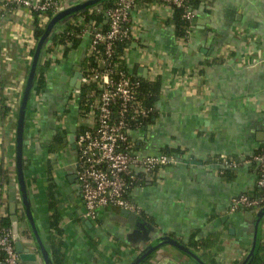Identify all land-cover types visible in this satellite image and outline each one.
I'll return each mask as SVG.
<instances>
[{"label":"crops","instance_id":"crops-1","mask_svg":"<svg viewBox=\"0 0 264 264\" xmlns=\"http://www.w3.org/2000/svg\"><path fill=\"white\" fill-rule=\"evenodd\" d=\"M60 1L65 9L87 0ZM195 1L196 19L186 39L177 37L174 12L162 4H139L131 12L128 72L161 86L155 119L133 130L130 143L138 155L168 153L179 160L131 191L139 209L132 228L118 208L100 209L95 220L86 217L77 147L69 142L73 137L76 143L82 129L89 88L77 94L70 83L87 67L90 37L75 48L73 41L55 43L52 37L65 23L52 33L40 59L50 63L47 86L38 93L35 78L28 103L23 171L29 209L24 204L18 122L38 43L36 17L0 0V194L5 216L17 205L21 241L36 255L22 264H197L162 244L166 238L208 264H240L247 256L253 224L246 214L257 212L227 210L234 197L258 196L257 170L243 165L221 174L219 169L224 158L242 159L264 148V0ZM37 19L42 26L49 22L46 15ZM57 136L63 143L50 151ZM55 212L59 234L51 226Z\"/></svg>","mask_w":264,"mask_h":264},{"label":"built area","instance_id":"built-area-1","mask_svg":"<svg viewBox=\"0 0 264 264\" xmlns=\"http://www.w3.org/2000/svg\"><path fill=\"white\" fill-rule=\"evenodd\" d=\"M195 0H117L114 7L102 6L89 9L87 16L93 20L85 22L72 18L64 25L65 43L72 45L74 38L90 37L87 67L82 70L81 87L75 92L82 94V87L89 88L83 102V125L76 138L78 161L76 177L86 207V217L97 219L103 208H118L138 213L139 209L129 195L136 186L153 177V173L164 167L177 165L175 155L141 156L134 153L130 143L133 130L144 126L145 119L157 114L154 106L146 107L139 96L141 80L130 75L125 51L119 54L116 43L130 40L131 12L139 4L157 3L172 12L180 9L182 18L192 28L196 19ZM14 7H22L34 13L53 16L60 12V0H10ZM52 16V17H53ZM102 16L104 23L96 18ZM95 19V20H94ZM71 22V23H70ZM83 26L81 32L68 31L71 27ZM59 33V34H60ZM42 92V91H41ZM85 121V122H84ZM243 165L255 166L257 170L258 196L242 194L231 200L228 214L240 211L259 212L264 209V148L242 159L224 158L220 161V173L237 170ZM0 200V264H21L16 252L13 232L2 226Z\"/></svg>","mask_w":264,"mask_h":264},{"label":"water","instance_id":"water-1","mask_svg":"<svg viewBox=\"0 0 264 264\" xmlns=\"http://www.w3.org/2000/svg\"><path fill=\"white\" fill-rule=\"evenodd\" d=\"M106 1H110V0H87L85 2H80L78 4H75L73 6H70V7H67L61 10L49 20L45 33L43 34V36L40 38V40L38 41L36 45L35 52L33 55V60H32L29 74L27 77L25 93H24L23 101L21 105L19 122H18V138H17V170H18L19 180H20V185H21V190H22V200L24 204L26 205L27 209H29V196L27 193L26 181L24 178V171H23L24 128H25V118H26L28 103H29L30 96L32 93L37 71L40 65V59H41L42 53L45 49V46L50 36L52 35V33L55 31V29L59 25L66 23L67 21L79 15L80 13L86 12L88 9L96 5L102 4ZM81 77L82 75L78 70V72L75 74V76L73 77L71 81V85L77 88H80L81 84H80V81H78V79H80ZM69 143L74 144V148L76 149L75 139L73 137L70 138ZM121 214L127 220L128 225H130L132 228L137 227V218H138L137 213L129 211V210H122ZM10 216H11L13 240L15 243L16 252L20 255V259L23 263L35 261L36 255L32 254L29 248H26L23 242L21 241V237L19 235V219L17 216V205L16 204L10 205ZM246 217L248 218V221L253 224V241H252V244H251V247L249 249L247 256L244 258V260L240 264H252V262L254 261L258 253L259 246L261 244V230H262V223L264 220V209L257 212L256 215H254L251 212H248L246 214ZM162 244H171L176 249L186 254L189 258H191L197 264H208L198 253H196L191 248L180 244L175 239L166 238L165 240H163Z\"/></svg>","mask_w":264,"mask_h":264},{"label":"trees","instance_id":"trees-1","mask_svg":"<svg viewBox=\"0 0 264 264\" xmlns=\"http://www.w3.org/2000/svg\"><path fill=\"white\" fill-rule=\"evenodd\" d=\"M117 0H110V1H106L104 3L101 4V6L105 9L114 7V5L116 4ZM196 2V1H195ZM194 2V3H195ZM195 9V8H194ZM88 12H83L80 13L79 15L81 17L85 16V22L89 23L93 20L91 17L89 18L87 16ZM39 14L35 13V39L38 42L40 40V38L43 36V34L45 33L47 24H45V26H42L41 23L39 22V20L37 19V16ZM77 15V17L79 16ZM52 14H50L49 18H52ZM95 20V19H94ZM96 21H98V23H104V18L102 16H99L98 18H96ZM174 23H175V29H176V35L179 39H186L188 36V30L190 29V25L189 23L184 20L182 18V12L180 9H174ZM83 29V26H79V27H71L69 28L68 31H74V32H81ZM56 34V31H55ZM54 34V35H55ZM52 41H54L55 43H63L66 39V33L65 34H56L55 36L52 37ZM81 41V38H74L73 39V46L74 48L77 47V44H79ZM116 50L119 54H123L126 48H129V40H125L123 42H117L116 43ZM45 50V49H44ZM43 56V54H42ZM50 63H40L38 71H37V76H36V87H37V92L40 93L41 91H43L46 86H47V81H46V72L47 69L49 67ZM142 82V86L139 90V96L142 99V101L144 102L146 107H152L155 105V102L158 99V92L160 89L161 84L159 82H149L146 80H141ZM156 115H152L150 117H148L147 119H145V124L144 126L146 127V125L150 122H152L155 119ZM57 134H61L60 132ZM63 137L57 136L55 137L53 143L51 144V150L50 151H56L57 149V145L59 144V146L63 143ZM166 155H169L168 153H165ZM228 171V170H227ZM5 183H9L8 178L5 179ZM4 184H1V190L4 191ZM258 193L259 190H258ZM2 193L0 194V200L2 199ZM53 220L51 222V226L53 228H55V230L57 231V233H60L59 230V216L58 214H56V212L53 214L52 216ZM2 226L4 228H7L9 230H12V223H11V217L9 215V213L6 216H3L2 218ZM209 246H211L212 244L214 245V243H208ZM208 246V247H209ZM22 264V263H21ZM252 264H264V241L261 242L260 246H259V250L258 253L254 259V261L252 262Z\"/></svg>","mask_w":264,"mask_h":264},{"label":"flooded vegetation","instance_id":"flooded-vegetation-1","mask_svg":"<svg viewBox=\"0 0 264 264\" xmlns=\"http://www.w3.org/2000/svg\"><path fill=\"white\" fill-rule=\"evenodd\" d=\"M77 72H78V71H77ZM77 72H75V73H74L73 77L75 76V74H76ZM79 72H80V73H81V75H82V69H79ZM72 79H73V78H72ZM79 80H80V79H78V81H79ZM71 81H72V80H71ZM78 81H77V82H78ZM70 84H71V83H70ZM70 87L72 88V89L70 88V91H74V90H76V89H77V87H75V86H72V85H71Z\"/></svg>","mask_w":264,"mask_h":264}]
</instances>
